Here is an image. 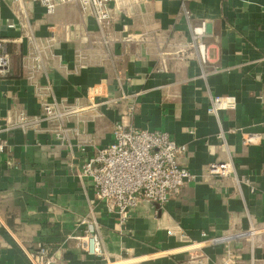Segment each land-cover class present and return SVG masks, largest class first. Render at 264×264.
Here are the masks:
<instances>
[{
    "label": "crops",
    "instance_id": "crops-1",
    "mask_svg": "<svg viewBox=\"0 0 264 264\" xmlns=\"http://www.w3.org/2000/svg\"><path fill=\"white\" fill-rule=\"evenodd\" d=\"M110 15L100 32L93 17L72 5L47 14L38 3L0 0V57L8 62L0 73V142L6 145L0 154V264H28L12 238L28 249L44 245L55 253V264H126L181 245L167 235V222L191 239L201 231L220 235L264 224V0H117ZM201 23L204 65L186 46L189 25ZM28 38L41 48V70ZM122 93L135 97L119 101ZM215 96L233 107L209 113ZM52 100L81 109L64 122L69 146L54 137L57 123L7 129L20 110L40 116L41 105ZM90 101L98 107L89 108ZM128 104L135 105L123 119L130 126L166 132L186 147L179 162L194 180L164 206L141 202L127 223L129 234L120 235L115 216L76 171L110 144ZM249 135L258 142L245 144ZM217 162L231 163L234 175L208 176V165ZM83 219L97 222L103 256L66 240L84 232ZM243 258L244 264H264V237L253 256L245 251Z\"/></svg>",
    "mask_w": 264,
    "mask_h": 264
},
{
    "label": "built area",
    "instance_id": "built-area-1",
    "mask_svg": "<svg viewBox=\"0 0 264 264\" xmlns=\"http://www.w3.org/2000/svg\"><path fill=\"white\" fill-rule=\"evenodd\" d=\"M14 3L40 4L47 14H51L60 5H72L81 14L93 17L100 32L107 30L111 18L110 11L117 0H10ZM187 16L188 14L184 12ZM13 27V25H9ZM190 41L186 45L196 50L199 62H207L206 45L202 42L205 34V24L198 26L189 25ZM35 60L36 69L41 70L43 60L39 57L41 48L36 41L28 38ZM4 40H0V49ZM180 52V51H179ZM163 54H160V63L163 66ZM8 66L5 56L0 57V73ZM164 71V66L161 67ZM88 93V92H87ZM92 99L93 95L88 93ZM134 95L122 93L119 101L134 98ZM91 102V101H90ZM97 103H90L89 108L95 109ZM121 121L115 123L112 129V141L106 147L97 149L92 155L86 157L76 171L78 179L88 180L94 189L95 201L100 202L106 211L116 218L115 226L120 235L129 234L127 223L133 212L141 202L164 206L170 198L178 195L181 188L194 180V175L187 171L180 162V156L186 151L184 145L177 144L166 132L157 130L138 129L130 126L124 118L128 119L135 111L134 104H128ZM234 103L221 96L212 97L208 112L215 114L219 110H228ZM81 111L79 107L65 105L56 100L44 102L41 105L40 116L28 115L20 110L15 119L9 121L7 129L18 128L26 130L38 127L41 121L49 124L57 123L52 129L54 137L62 144L68 141L69 129L64 124L65 119L75 117ZM255 135L245 136V144L258 142ZM65 142V143H64ZM68 145V142L66 143ZM69 146V145H68ZM81 151L83 150L80 148ZM6 150L5 143L0 142V154ZM7 166H13L11 161H6ZM208 176L234 175L231 163H211L206 169ZM248 181H246L247 183ZM80 225L85 226L84 232L79 236L68 235L66 240L75 241L76 246L87 255L101 257L104 255L98 225L95 220H81ZM167 235L174 238L181 245L170 250L157 251L169 252L162 256L138 258L126 264H155L154 260L163 256H181L177 264H244L243 253L246 251L253 256L254 251L260 247L264 237V224L250 223L247 229L227 231L220 235H209L201 231L199 239L189 238L179 227L167 222ZM4 225L0 220V228ZM12 238V237H11ZM21 251L28 264H55V253L42 244H37L34 249H28L12 238ZM221 251L207 254V249ZM174 251V252H171ZM141 257V256H140ZM148 257V258H146ZM124 264V260H118ZM121 262V263H120ZM116 263V261L111 262Z\"/></svg>",
    "mask_w": 264,
    "mask_h": 264
},
{
    "label": "water",
    "instance_id": "water-1",
    "mask_svg": "<svg viewBox=\"0 0 264 264\" xmlns=\"http://www.w3.org/2000/svg\"><path fill=\"white\" fill-rule=\"evenodd\" d=\"M156 206H158V204H155Z\"/></svg>",
    "mask_w": 264,
    "mask_h": 264
}]
</instances>
